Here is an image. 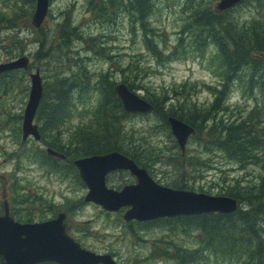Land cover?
<instances>
[{
  "label": "rangeland",
  "instance_id": "374dc122",
  "mask_svg": "<svg viewBox=\"0 0 264 264\" xmlns=\"http://www.w3.org/2000/svg\"><path fill=\"white\" fill-rule=\"evenodd\" d=\"M117 1L124 4V0ZM117 1L107 0L105 6H109V13L106 11L103 15L97 12L100 0H48L47 16L42 27L36 29L31 25L35 0H0V11L6 15L20 7L30 13L28 18L19 19L14 29L0 24V64L21 57H27L30 62L27 70L4 73L0 77V216L7 211L17 222L41 223L64 213L68 237L84 250L111 255L116 264H237L232 258L223 259L213 252L205 237L208 233L210 240L234 231L224 228L221 220L212 222L201 214L125 222L124 209L106 212L94 203L84 202L87 188L71 164L78 159L73 152L81 147L74 144L81 140L72 141L71 134L79 123L88 120L100 100V93L93 90L95 85L102 90V85L114 87L122 83L123 76L129 73L121 71L127 66L144 70L135 79L132 74L129 76L135 86L131 91L148 102L166 99L160 112L165 116L170 108L182 109V116H189L195 108L205 117L202 123L205 127L212 123L208 119L212 115L225 123L243 121L254 111L255 116L264 119V86L259 84L264 82V76L259 73L250 77L251 67L243 65L227 78L226 66L215 47L222 44L227 53L239 56L244 54L242 46L259 41L264 36V0H243L220 13L219 20L230 22L232 28L221 38H207L201 50L193 43V28L192 34L180 32L187 23L196 24L193 15L202 9L215 13L219 0H191V3L189 0H144L142 6L147 15L144 19L135 11L136 0H130V7L134 9L130 13L122 10L127 7L119 6ZM125 3L128 6L127 0ZM12 4H17L13 11ZM113 7L120 9L110 14ZM189 8L193 15L188 12ZM66 13L70 14L77 36L69 37L64 44L59 40L61 33L57 26ZM180 38L183 42L179 45ZM145 41L162 50L160 56H151ZM252 58L264 62V52ZM36 71L43 96L34 123L41 132L43 144L59 146L67 157L66 163L48 158L43 144L31 138L24 142L21 139V123L30 90L29 74ZM70 85L73 86L68 92L74 107L58 133L54 126L45 124L43 112L47 111L53 91ZM217 98L219 101L212 108ZM161 115L126 114L119 119L123 149L132 151L131 155L141 161L137 165L146 169L158 184L174 190L223 196L237 187L259 183L264 152L257 161L236 162L218 150L208 136L194 133L180 156ZM191 121L197 125L198 120ZM135 182L127 170H116L106 177L107 187L115 190ZM239 204L237 211L251 208L246 201ZM243 224L239 222L238 227ZM262 225L254 224L260 239H263Z\"/></svg>",
  "mask_w": 264,
  "mask_h": 264
},
{
  "label": "trees",
  "instance_id": "16d2710c",
  "mask_svg": "<svg viewBox=\"0 0 264 264\" xmlns=\"http://www.w3.org/2000/svg\"><path fill=\"white\" fill-rule=\"evenodd\" d=\"M100 1L101 4L98 3L97 12L104 15L106 11L108 12L109 6H105L107 0ZM125 1L126 0H124V4L120 1H117L119 6L127 7L126 9L123 8L122 10H124L126 13H130L132 10L134 11V9L130 7V0H127L128 6H126ZM136 2L138 7L135 9V11L140 12V19L146 18L147 15L144 11L145 9L142 6L144 0H136ZM189 2L191 3V0H189ZM16 5L17 4H12V11L17 7ZM24 9L25 8L20 7L10 15H6L4 12L0 11V24H2L4 28L7 29L16 28L18 26L17 21L19 19L24 20L30 15V13H27V11ZM118 9L120 8L113 7V12L110 14L116 12ZM187 10L190 13L192 12L191 14L193 15L192 8ZM193 17L196 19H194L196 24L194 25L193 22L187 23L185 25L186 27H183L180 34H192L195 31L192 36L195 38L193 43L195 46H197V50H201L200 48L202 45H206L207 38H221L225 31H229L232 28V24H229L230 22L219 20L222 15H220L218 12L211 13L205 9H202L201 13L193 15ZM222 27L228 29H221ZM57 28L61 33V35H59V40H61V42L64 44L67 42L69 37L73 35L77 36V29L72 27L69 13H66L65 19L57 26ZM236 34L240 37H244V34L242 33L236 32ZM178 42L179 45L182 44L183 38H180ZM144 43L146 49L152 52L151 56H154L155 58L160 56L162 50H159L156 45L149 41H145ZM232 43L235 50V44L234 42ZM215 47L219 51V54L226 66L227 78L236 74V70L243 65L251 67L250 77L257 76L259 73L264 76V62L252 58V56H256L259 53L264 52V36L253 44L242 46L244 54L239 56H232L231 54L227 53L226 48H224L222 44ZM13 49L18 50L17 47ZM125 70H127L129 74L123 76L124 78L122 83H124L131 91L135 86L133 83H131V81L133 82L134 80H130L129 76L132 74L133 79H135L139 73H144V70H139L138 67L131 68V66H127L126 69L122 70L121 72H124ZM1 76L3 75H0V77ZM65 81L66 79H63V82ZM248 82L251 83L252 79H248ZM58 84L60 85V79L58 80ZM259 84L264 86V82L260 81ZM72 86L73 85H70L67 89L64 87H57L53 91L54 95L52 99H54V102L51 103L52 99L50 98V101L47 105V111L43 112L45 124L48 123L54 126L58 133L61 132L65 122L70 118V114L73 111L74 106L70 102L68 92ZM115 86L116 85L113 87L110 84H105V86L102 85V90L99 89L98 85H95L93 88L94 91H98L100 93V100L96 102V106L92 110L88 120L83 123H79L71 134L72 141H74L75 138L81 140L77 144H74L75 146L81 147L76 149L73 152V155L75 157L78 156V158H83L110 152H118L132 159L136 164H139L141 162L140 159L137 156L134 157L131 155L132 151L123 149L122 147L124 144L122 143L121 135L119 134L122 130L119 119L126 117V113L123 111L121 103L115 95ZM218 94H221V92L218 91ZM94 98H96L95 95ZM165 100L166 99H163L162 101ZM162 101L151 100L149 102L154 107L155 114H162L160 113L162 110ZM218 101V98L215 99L212 108L218 103ZM176 111H179L177 112L178 114ZM181 111L182 109L177 110L170 108L168 116L162 114L161 117L166 125H168L166 121L167 118L174 117L191 126L195 133H202L203 135L208 136L212 140V143L216 145L217 149L224 152L225 155L231 160L240 163H243L244 160L257 161L260 153L264 152V119L255 116L254 111H252L251 115L243 121L232 120L225 123L220 120L218 121L216 117L212 115L208 118L212 120V123L207 127L202 124L205 117H202L200 114H198L195 108L192 112H190L189 116H182ZM191 119L198 120L197 125L194 121H191ZM58 147L52 146V148L56 151L63 153ZM180 156H183L181 151ZM147 157V161L150 160V157ZM223 196L238 200V202L246 201L248 202V206H251V208L248 211L236 210L230 214H205L204 217L211 219L212 222L215 220H221L224 228L234 230L230 232H224L210 240L208 233H206L205 237L208 238L207 242L212 247L213 252H216L219 256H222L223 259L232 258V260L237 262V264H264V168L263 175H261L259 178L258 184L251 187H237L232 191H226ZM258 220L261 221L255 223ZM239 222H244V224L238 227ZM259 223H263V229L260 230L262 232L263 239H260V232L254 228V224ZM249 224L253 225L250 227ZM245 225L249 226V228H246ZM245 234L248 236L245 237ZM0 264H4V261L1 257Z\"/></svg>",
  "mask_w": 264,
  "mask_h": 264
},
{
  "label": "water",
  "instance_id": "95a60500",
  "mask_svg": "<svg viewBox=\"0 0 264 264\" xmlns=\"http://www.w3.org/2000/svg\"><path fill=\"white\" fill-rule=\"evenodd\" d=\"M241 0H219L215 9L226 11ZM48 0H36L31 23L40 28L47 12ZM28 58L0 64V74L28 68ZM30 90L24 109L21 139L40 140L34 117L42 97V83L38 72L29 74ZM114 92L127 114H149L152 105L130 92L124 84H118ZM172 136L182 153L194 130L174 117L167 119ZM46 155L58 160L65 157L50 148ZM79 178L87 188L84 202L94 203L107 212H118L129 207L123 215L126 222H147L180 215H201L207 213L230 214L237 210L238 203L229 197H217L190 191L172 190L156 184L146 170L138 168L134 162L118 152L81 158L73 161ZM116 170H127L136 177L135 185L125 186L120 191L109 189L106 175ZM64 215L34 224H20L5 211L0 216V257L4 264H116L107 254H95L80 248L65 233Z\"/></svg>",
  "mask_w": 264,
  "mask_h": 264
},
{
  "label": "flooded vegetation",
  "instance_id": "af4514ba",
  "mask_svg": "<svg viewBox=\"0 0 264 264\" xmlns=\"http://www.w3.org/2000/svg\"><path fill=\"white\" fill-rule=\"evenodd\" d=\"M39 132H40V130H39ZM42 135H41V132H40V140H39V142H37V143H39V144H43V142H42ZM43 147L46 149V148H48V146H46L45 144H43ZM50 148V147H49ZM61 163H66L67 162V158H66V160H63V161H60ZM140 167V166H139ZM135 184V183H134ZM130 185H133V184H130ZM115 190V189H114ZM6 210V209H5ZM9 214V213H8ZM59 214H61V213H59ZM58 214V215H59ZM63 215H64V221H65V219H66V216H65V214L63 213ZM57 217V216H56ZM56 217H54V218H52V219H55ZM52 219H50V220H52ZM50 220H48V221H50ZM64 221H63V224H64ZM21 223V222H20ZM22 224H31V223H22Z\"/></svg>",
  "mask_w": 264,
  "mask_h": 264
}]
</instances>
